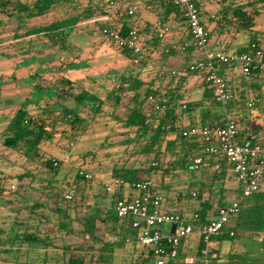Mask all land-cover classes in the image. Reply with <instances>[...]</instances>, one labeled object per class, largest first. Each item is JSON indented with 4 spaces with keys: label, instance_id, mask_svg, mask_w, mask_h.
I'll use <instances>...</instances> for the list:
<instances>
[{
    "label": "trees",
    "instance_id": "16d2710c",
    "mask_svg": "<svg viewBox=\"0 0 264 264\" xmlns=\"http://www.w3.org/2000/svg\"><path fill=\"white\" fill-rule=\"evenodd\" d=\"M199 1L195 0V4L199 10L201 24L207 32L209 46L212 35L215 32H219L222 35L224 27L229 25L228 28L230 30L228 31L232 34L239 32L250 33L248 44L244 48L235 51L244 53L254 43L261 49L263 53L262 62L264 63V49L258 39V35H261L262 31L259 32L256 29V25H258L257 19L261 16V9L264 7V4L261 6L260 3L263 2L247 0L244 4L240 3L231 6L230 4H226L229 3L227 2L228 0H220L223 10L222 15L218 13L214 14L209 18L210 23H206L202 19L203 13ZM59 7H64V11L68 9L71 13L67 14L64 18L55 19L45 25H30L32 20L41 18L51 11H56ZM150 9L155 12L158 19L165 23H167L169 17H172V21L175 20L174 23L182 21L184 23V39L182 41L189 39V32L184 18L178 8L166 0H144L139 4L138 10L133 16H129L127 10L120 7L113 18L114 25L120 27L122 33L128 29L136 28L139 34L146 35V51L139 56V64L134 67L143 66L148 57L152 56L153 52L160 47L163 40L158 37L156 31L150 30L149 24H145L143 29H139V26L134 22L136 16L140 15L144 10ZM0 14L15 18L17 21L14 36L16 41H18L17 38L19 37V40H21L23 37L40 36V38L46 40L50 48H53L54 55L52 59H60L65 62L61 64L63 66H59L56 69V71H59L60 76L52 80L49 84L50 86L48 84L43 85L44 82H41L42 78H40V82L37 84L38 87L46 90L55 88L57 90L55 95L56 100L52 101L51 99V101L46 102L42 108V113L36 116L29 114L23 107H18L1 134L0 144L3 148L18 152L27 161L40 163L46 172L52 174V178L42 187L41 193L49 191L53 199V206L49 208L40 199L30 200L20 194L18 190H11L10 187L6 188V180L0 176V199L14 206L12 210L14 214L9 218H4L11 219V224L3 222L4 224L0 225V264H85L84 255L86 251L96 248H98L97 256L91 257V262L93 264L110 262L113 259L115 250L125 246L126 243L132 242L134 248H137V231L131 228V224L127 220L119 219L112 206L108 207V198L103 187L102 202L95 200L97 198L91 195V198H93L92 203L86 205L84 213L76 217L72 216L71 213L74 212L75 208L87 202L88 194H86L85 189L93 181L78 176L77 172L79 170L89 172L87 168L79 166L75 170L73 180L70 184L66 185V188H63L62 183H59L57 177L61 164L54 158L48 157L43 148L47 142L52 141L57 125L56 122L59 121L60 123L67 124L71 132H76L77 130L85 132L89 122L81 116L82 109H88V114H91L90 123L103 114H107L111 118H114L116 122H119L121 127L127 130L124 134L126 138L122 143L129 145L131 142H135L132 153L146 156L138 168L123 166L113 169L112 179H120L131 185L139 181H151V176L157 173L165 176L176 170L195 172L192 169V161L195 156L203 154L204 144L196 137L184 138L182 132L194 126L222 127L231 119L237 123L235 117L240 119L239 124L246 122V116L241 114L238 116L241 108L248 107V101H246L244 96L246 90L240 91L241 96H239L242 98L240 102L241 108H238L234 105L235 93L229 79L228 84L231 87L233 98L223 108L215 102L212 91L201 78V75L196 73L172 75V70H170L167 74L162 73L160 79L156 78L144 82L140 78L141 73L136 72L135 75L121 74L117 80H113L114 90L107 93L106 98L102 99L99 95L90 92L88 89L79 88V90H76L78 89V84L63 76V72L65 69L71 70L75 67L73 61L70 60V54L75 49L70 41L71 29L80 22L87 20L94 22L98 32L99 27H101L98 18L104 15L103 0H86L85 6L79 5L77 0H35L32 5H28L22 0H0ZM227 16L228 19H225ZM210 25H212V29L209 31ZM2 27L3 21L0 19V32ZM23 29L25 31L22 37L21 34L17 33ZM228 36L232 35L225 34L224 39ZM234 36L235 34H233ZM110 44L120 53L131 59L130 53L127 50L119 48L113 43ZM222 46L221 48L210 47L209 49H227L226 45ZM167 49L168 51L166 52ZM191 51L193 49L188 48L183 53L186 56ZM161 53L174 56L179 52L172 50L170 46H165L161 49ZM189 58L190 60L187 63L192 61L191 57ZM233 65L218 66L217 72L224 78H230L226 69ZM261 73H264V71H252L251 77H258ZM164 75H166L165 78L168 77L170 79L166 85L161 81ZM190 75H197L201 78L202 93L200 99L196 102L183 101L186 78ZM250 87L252 88L251 85ZM125 93H131L126 104L127 114L124 118H119L116 109L123 101ZM260 95L258 96V100L261 99ZM149 97L153 98V103L164 105V109L156 110L154 105L149 102ZM50 102H53L57 107L55 109L49 108ZM106 103L110 104L109 110L105 109ZM195 115L198 118L197 120H195ZM186 116L191 117L193 120L188 125L184 124ZM61 133L62 135L66 134L65 131ZM242 137L240 133V138L244 140ZM168 157L171 158L170 162H167ZM210 160H214L212 166H217V170L212 171V180L214 182L210 186L213 187V184L217 183L219 187H222V183L226 180L231 166L226 159L220 156H211ZM54 163H56V166ZM27 177H31V173L26 170L25 173L17 176L16 179L22 181ZM162 182L161 187L163 189ZM191 183H193L191 187H187L179 192L178 200L189 198L199 201V207L192 212V215L167 210L171 213L188 217L186 219H191L192 221L190 220L189 222H191L196 231L215 216L218 208L226 206L230 201L226 202L222 198L223 196L220 195L213 214L209 216L208 213L212 209V206L208 202V198H202L204 191L207 189L204 187L205 183L193 180H191ZM195 183H198V185ZM152 184L153 188L160 193L155 184L153 182ZM263 187L264 179L260 190L242 202L241 209L237 216L233 218L231 224L223 230L221 235L212 238L211 245L214 252L215 264H218L219 260L223 259L219 251L225 241H238L239 237L245 236L252 243H255L256 246H264ZM120 189L112 195L116 201L123 198V192ZM208 189L210 192H214L213 188ZM234 190L236 193L235 198L239 197V188ZM220 192L224 193L222 188ZM77 194L80 196L79 201H76L75 195ZM66 195H69L71 198L69 200L65 199ZM61 204L65 205L62 206ZM170 204L172 205L173 202H170ZM195 214L198 218L193 220L190 216ZM73 217L81 226L83 236L91 239L92 244L89 248L83 246L72 248L63 239H61L60 245L55 243L58 240L57 233L61 234L63 238L72 234L71 223L73 222ZM42 219L50 225L49 229L44 233H41L38 228V223ZM32 220H37V224L32 225L30 223ZM97 222L110 224L114 227L116 235L114 239L99 240L96 236ZM230 232H233L232 236H230ZM116 237L118 240H115ZM200 243L196 249H189L186 247V240H182L179 248V259L176 263H174L175 261H170L168 264H182L185 257L196 256L201 246ZM231 254L229 253L227 256L225 264H264V251L260 255H255L256 262H251L252 260L247 256L249 253L246 252L243 254ZM153 258L154 252L152 249L142 248V250L138 251V257L134 264H150Z\"/></svg>",
    "mask_w": 264,
    "mask_h": 264
},
{
    "label": "rangeland",
    "instance_id": "374dc122",
    "mask_svg": "<svg viewBox=\"0 0 264 264\" xmlns=\"http://www.w3.org/2000/svg\"><path fill=\"white\" fill-rule=\"evenodd\" d=\"M22 1L26 2L28 5H32L35 0ZM77 1L81 6H85L86 4V0ZM246 1L247 0H228L227 2L229 3L226 4L235 6L240 3L244 4ZM253 1L263 2L260 3L261 6L264 4V0ZM199 2L203 13L202 19L206 23H210L209 18L214 14L218 13L222 15L223 10L220 0H200ZM262 8V14L257 19L258 25H256V29L259 30V32L262 31L261 35H258V39L264 49V7ZM63 9L64 7H59L56 11H51L41 18H36L31 21L30 25H45L55 19L64 18L67 14L71 13L70 10L65 9L64 11ZM0 19L3 21V27L0 32L1 140V134L11 118L12 111L15 107H23L29 114L36 116L42 113V108L45 106L46 102L49 100L51 101V99L52 101L56 100L55 95L57 90H55V88L46 90L38 87L37 84L40 82V78H42L41 82H44L43 85H49L52 80L58 78L60 73L56 71V69H58L59 66H63L61 64L65 62L60 59H52L54 55L53 48H50L46 40L40 38V36L23 38L19 43L15 44L12 36L16 30L17 21L15 18H10L3 14H0ZM157 19L158 16L150 9L144 10L140 15L136 16L134 22L139 26V29H143L145 24H149L150 30L152 31ZM225 19H228V16ZM174 21L175 20L172 21V17H169L167 23L173 26V38L175 41L173 42L170 38V34L166 36L161 41L160 47L153 52L152 56L148 57L144 65L137 67L132 65L131 59L128 56L120 53L97 32V27L94 22H89L87 20L82 21L71 29L70 35V41L75 48L70 54V60L73 61L75 67L71 70L65 69L63 76H66L78 84V89L76 90H79V88L88 89L90 92L99 95L102 99H105L107 93L114 90L113 80H117L121 74L135 75L136 72H140V78L144 82L156 78L160 79L162 73L167 74L170 70H177L178 66L190 60L189 53L187 55L188 57L183 54L182 57L178 56L176 58L161 53V49L165 46H171L177 43L176 41L180 40L184 34V23L182 21L174 23ZM228 26L229 25H226L224 27L222 35H220L221 33L219 32H215L214 35H212L210 46L208 45L207 48H221L222 45V47L226 45L227 49L223 48L225 51L239 50L248 44L250 41V33H233L235 34L233 37V34L228 31L230 30ZM210 29H212V25L209 26V31ZM24 31L25 29L19 31L17 34L23 35ZM225 34L232 36H228L224 39ZM142 36L144 38L146 37L145 34H142ZM226 71L230 76V84L235 93L234 105L238 108H241L240 102L242 98L240 97V91L246 90L244 94L246 101L252 100L255 94H261V99H259V102L254 108L245 107L244 109L241 108L240 112L238 111V116L240 114L246 116V122H242L241 120L242 123L239 124L240 119L235 117L238 123V129L241 136H243L242 138L245 139L248 134L252 133L264 136V73H261L255 78H243L240 75V64H234L228 67ZM165 76L166 75H164L161 81L166 85L170 79L168 77L165 78ZM184 92L183 101H198L202 93L201 78L197 75L188 76L186 78ZM130 96L131 93H125L123 95V101L116 109L119 118H124L127 114L126 104ZM56 107L57 106L53 102H50L49 108L55 109ZM105 109H110L109 103H106ZM234 114L237 116L235 112ZM229 115L233 116L232 114ZM81 116L89 122L85 132H81L80 130L71 132L67 124L57 121L52 141L47 142L43 146L47 156L54 158L61 164L57 178L59 183H62L61 185L63 188H66V185L71 183L75 170L79 166L87 168L93 176V182L85 189L86 194H88L87 202L82 203L71 213L72 216L75 217L82 215L86 205L92 203L93 198H91V195L97 198L95 200L103 201L102 183L110 182L114 168H121L123 166L138 168L140 163L146 158L145 155L132 153L135 142H131L129 145L122 143L126 138L124 134L127 130L122 128L120 123L116 122L114 118H111L107 114H103L99 115L94 122L90 123L91 114H88V109H82ZM195 118V120L198 119L196 115ZM191 121H193L191 117L186 116L184 124L188 125ZM64 131L66 134L62 135L61 132ZM131 136H133V134H131ZM170 161L171 158L168 157L167 162ZM26 170L31 173V177H27L22 181L16 179L17 176L25 173ZM227 175L226 180L222 183V187H219L217 183H214L213 187H211V183L214 182L212 180L213 172L204 170L195 172L176 170L165 176L161 173H157L153 174L150 179L165 197L166 201L164 202V207L166 209L187 215H192V212L199 207V201L189 198L178 200L179 192L187 187H191L193 184L191 180L205 183L204 187L207 189L204 191L202 198H208V202L212 206V209L208 213L209 216H211L217 206L220 195L223 196L222 198H224L226 202L236 197L234 189L239 188V186L232 180L230 170ZM0 176L6 180V188L14 184L16 190L26 198L30 200L40 199L43 203L47 204L49 208L53 206V199L49 191L43 194L41 193L42 187L52 178V174L46 172L40 163L27 161L25 157L18 152L7 150L3 148L1 144ZM161 182L163 183V189L161 187ZM195 184L198 185V183ZM208 188H213L214 192H210ZM221 188L224 193L220 192ZM75 196L76 201H79V194ZM170 202H173V204L171 205ZM61 205L64 206L65 204ZM13 209V205L0 199V225L4 223L11 224V219L4 218L12 216V214H14L12 213ZM74 219L73 217V222L71 223L72 234L63 238L61 234L57 233L58 240H56L55 243L60 245L61 239H63L72 248L78 246L89 248L92 244L91 239L83 236L81 226ZM37 222V220L30 221L32 225L37 224ZM49 227V223L44 219L40 220L38 223V228L41 233L46 232ZM168 227L169 226H164L161 229L162 232H168ZM96 236L102 241H106L109 238L114 239L116 236L115 228L110 224L97 222ZM115 240H118V238L116 237ZM199 243L200 238L198 234H193L186 239V247L189 249H196ZM263 249L264 246H256L255 243H252V241L245 236L239 237L238 241H225L221 245L219 251L223 259L219 260L218 264H225L229 253L243 254L245 252L250 254L247 256L252 260L251 262H256L255 255H260V253L264 251ZM140 250H142V247L137 245V248H134L132 242H128L125 246L117 248L114 252L113 259L104 264H134L138 257V251ZM97 253L98 248L87 250L84 255L85 264H93L91 262V257H96ZM176 262L177 261L174 263Z\"/></svg>",
    "mask_w": 264,
    "mask_h": 264
},
{
    "label": "built area",
    "instance_id": "2783aa9c",
    "mask_svg": "<svg viewBox=\"0 0 264 264\" xmlns=\"http://www.w3.org/2000/svg\"><path fill=\"white\" fill-rule=\"evenodd\" d=\"M142 1L144 0H103L104 15L98 18L101 23L98 33L110 43L127 50L133 66L139 64V56L146 51L145 38L136 28L122 33L120 27L114 25L113 18L120 7L126 9L129 16L135 15ZM166 1L178 8L189 32V39L171 45V49L183 53L191 48L197 53L195 60L181 64L177 70H172L171 74L201 75L212 91L215 102L224 108L232 100L233 95L228 84L230 78L221 76L217 72L218 66L240 64L241 75L244 78H251L252 71H264L261 49L254 43L244 53L207 48L208 35L201 24L195 0ZM152 31H156L158 37L164 39L170 33V25L157 19ZM258 96L259 94L253 95V99L248 101L249 108L259 102ZM148 99L156 110L164 109V105L153 103L152 97ZM182 136L196 137L204 144L203 154L193 158V170H217V166H212L214 160L211 161L210 157H223L230 164L231 178L240 190L239 197L231 200L226 206L218 208L215 216L198 230H194L189 222L191 219L171 213L164 207V197L153 188L151 181H139L129 185L120 179H111L110 182H103L102 187L107 194L108 207L112 206L117 217L127 220L131 228L137 231V244L142 248L153 250L154 258L150 264H168L170 261H177L182 240L193 234H198L201 246L196 256L185 257L182 264H215L212 238L222 234L239 213L242 202L256 194L263 183L264 137L242 140L237 123L233 119L228 120L222 127L194 126L183 131ZM54 165L56 166V163ZM77 173L86 180H93L90 172L79 170ZM10 189L15 190L16 186L11 185ZM119 189L123 192V198L116 201L112 195ZM70 198L69 195L65 196L67 200ZM190 217L193 220L198 218L196 214ZM173 225H175L174 233H172ZM164 226H169L168 232H162ZM232 235L233 232H230V236Z\"/></svg>",
    "mask_w": 264,
    "mask_h": 264
},
{
    "label": "crops",
    "instance_id": "0c3cea01",
    "mask_svg": "<svg viewBox=\"0 0 264 264\" xmlns=\"http://www.w3.org/2000/svg\"><path fill=\"white\" fill-rule=\"evenodd\" d=\"M168 24L170 25V28H171L170 30H171V31H170V33H168L166 36H168V35L170 34V38H171V39L173 40V42H174V41H175L174 38H173V32H174V31H173V29H172L173 26H171L170 23H168ZM19 35H20V34H19ZM14 36H15V32H14V35L12 36V37H13V40H14L13 42H16V43H17L18 41H21V40H19V38H20L19 36H17V37H19V38H17L18 41H16V39H14ZM21 36L23 37V35H21ZM23 38H24V37H23ZM182 39H184V35L182 36V38H181L180 40L182 41ZM180 40H178V41H176V42L179 43ZM13 42H12V44H13ZM177 43H175V44H177ZM183 54H184V53H180V52H179L178 54H175L174 57H172V58H176V57H178V56L182 57ZM187 55H188V53H187ZM187 55H186V56H187ZM190 57H191V60H195V59H196L195 57H197V53H195L194 51H191V53H190ZM178 68H179V66H178ZM17 109H18V108H16V107L13 109L11 117L13 116V114L15 113V111H16ZM258 135H259V136H258ZM258 135H256V133H255V134L252 133V134H248V135L246 136V138H247V139H251V138L254 139L255 137H256V138H258V137H264V136H262V135H260V134H258ZM254 136H255V137H254Z\"/></svg>",
    "mask_w": 264,
    "mask_h": 264
},
{
    "label": "water",
    "instance_id": "95a60500",
    "mask_svg": "<svg viewBox=\"0 0 264 264\" xmlns=\"http://www.w3.org/2000/svg\"><path fill=\"white\" fill-rule=\"evenodd\" d=\"M175 225L172 226V233H174Z\"/></svg>",
    "mask_w": 264,
    "mask_h": 264
}]
</instances>
